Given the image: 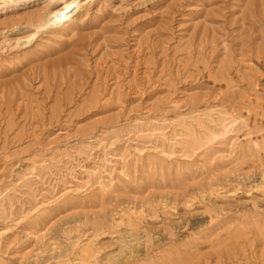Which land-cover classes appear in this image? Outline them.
I'll list each match as a JSON object with an SVG mask.
<instances>
[{"label":"rangeland","instance_id":"374dc122","mask_svg":"<svg viewBox=\"0 0 264 264\" xmlns=\"http://www.w3.org/2000/svg\"><path fill=\"white\" fill-rule=\"evenodd\" d=\"M63 1L0 0V264H264V0Z\"/></svg>","mask_w":264,"mask_h":264},{"label":"bare ground","instance_id":"6f19581e","mask_svg":"<svg viewBox=\"0 0 264 264\" xmlns=\"http://www.w3.org/2000/svg\"><path fill=\"white\" fill-rule=\"evenodd\" d=\"M74 1H63L60 5H59V9L56 10L55 14H56V23L58 24H62L63 22H71L72 21V17L74 15L75 12V8L73 6ZM67 9V10H66ZM54 14V15H55ZM88 247V246H85ZM84 248V247H83ZM82 248V249H83ZM81 249V250H82ZM90 248H84L82 250V257H88V253ZM82 258V259H83ZM88 259V258H87Z\"/></svg>","mask_w":264,"mask_h":264},{"label":"snow or ice","instance_id":"6c2138e0","mask_svg":"<svg viewBox=\"0 0 264 264\" xmlns=\"http://www.w3.org/2000/svg\"><path fill=\"white\" fill-rule=\"evenodd\" d=\"M67 10V9H66Z\"/></svg>","mask_w":264,"mask_h":264}]
</instances>
